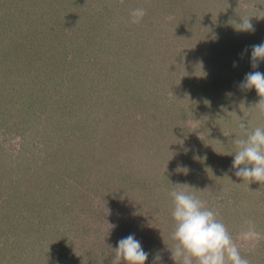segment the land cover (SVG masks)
I'll list each match as a JSON object with an SVG mask.
<instances>
[{
  "label": "rangeland",
  "instance_id": "374dc122",
  "mask_svg": "<svg viewBox=\"0 0 264 264\" xmlns=\"http://www.w3.org/2000/svg\"><path fill=\"white\" fill-rule=\"evenodd\" d=\"M256 8L0 0V264H111L108 246L128 235L145 264H175L177 185L206 190L195 194L234 238L249 220L264 233V185L232 168L240 123L264 127L257 92L239 87L264 73L251 66ZM244 16L254 33L235 30ZM241 255L264 264V241Z\"/></svg>",
  "mask_w": 264,
  "mask_h": 264
},
{
  "label": "clouds",
  "instance_id": "9594fccd",
  "mask_svg": "<svg viewBox=\"0 0 264 264\" xmlns=\"http://www.w3.org/2000/svg\"><path fill=\"white\" fill-rule=\"evenodd\" d=\"M256 18L264 19V8H256ZM146 15V10L136 8L130 13L131 23H140ZM251 18L244 16L239 22L232 21L238 32L254 33L255 27ZM243 55V54H242ZM264 61V42L251 48V66L259 67ZM235 66V65H234ZM239 87L242 90L255 89L260 97L255 106L264 114V73L251 71L247 73ZM241 138L233 140L235 152L232 168L242 183H259L264 185V127L249 130L245 123H240ZM241 184H236L241 186ZM169 193L173 201L172 218L174 227L170 233L172 241L170 252L175 264H251L250 260L241 255L242 248L254 247L264 241V233L256 230L254 221L246 222L234 238L223 220L219 218L218 210L210 209L207 202L201 200L195 190L188 185H177ZM114 227V226H110ZM111 249L113 259L111 264H145L149 254L144 251L140 241L134 235H128L118 241ZM157 253L155 262L161 260Z\"/></svg>",
  "mask_w": 264,
  "mask_h": 264
}]
</instances>
